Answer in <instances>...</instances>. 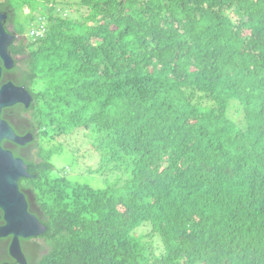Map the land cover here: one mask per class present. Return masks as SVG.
I'll use <instances>...</instances> for the list:
<instances>
[{
    "label": "trees",
    "instance_id": "16d2710c",
    "mask_svg": "<svg viewBox=\"0 0 264 264\" xmlns=\"http://www.w3.org/2000/svg\"><path fill=\"white\" fill-rule=\"evenodd\" d=\"M67 4L85 13L0 5L12 7L32 114L48 147L81 129L102 166L129 177L94 188L45 173L38 264H264V0ZM38 15L46 31L28 38Z\"/></svg>",
    "mask_w": 264,
    "mask_h": 264
},
{
    "label": "flooded vegetation",
    "instance_id": "af4514ba",
    "mask_svg": "<svg viewBox=\"0 0 264 264\" xmlns=\"http://www.w3.org/2000/svg\"><path fill=\"white\" fill-rule=\"evenodd\" d=\"M6 0H0V5ZM10 8V7H9ZM5 9L7 15L4 26L7 32L13 36L8 52L12 65L5 67L4 60L0 56V90L9 88L12 90L13 103L0 106V166L2 169L15 173V183L18 198L14 197L18 210L25 211L32 216L36 230L44 227V231L35 235L24 236L20 234L15 225L11 208L0 197V264H38L42 255L49 247L45 236L47 230L44 215L47 213L42 206V200L37 191L42 184V177L46 174V180L56 179L49 174L53 171H44V154L47 141L44 137V127L41 123L42 114H32L33 92L28 84L27 73L20 63L24 54H13L11 48L19 42V36L13 34L14 22L8 19L11 8ZM2 12V11H1ZM8 87H5V86ZM12 133L18 141L6 135ZM26 173V175L23 173ZM23 173L24 175H20ZM25 204V205H24Z\"/></svg>",
    "mask_w": 264,
    "mask_h": 264
},
{
    "label": "rangeland",
    "instance_id": "374dc122",
    "mask_svg": "<svg viewBox=\"0 0 264 264\" xmlns=\"http://www.w3.org/2000/svg\"><path fill=\"white\" fill-rule=\"evenodd\" d=\"M56 4V10L59 15L67 16L71 19L79 18L85 12L77 11V7L67 2L75 0H53ZM27 8H24V14L19 17L21 21L27 23ZM59 9V10H58ZM43 27H47V20L44 18ZM28 31L26 30L27 33ZM230 116L238 121L240 115L236 108L231 107ZM93 139L83 133L81 129H75L66 134L57 136L51 144L46 146L53 151L50 156V162L54 164L53 173L49 176L59 178L64 174L70 181L87 184L94 188H105L113 186L121 188L129 177L125 169H119L113 163L102 166L98 153L93 146ZM52 172V171H51ZM39 195V191H37ZM40 197V196H39ZM41 198V197H40ZM143 229V225L138 227ZM145 230V229H143Z\"/></svg>",
    "mask_w": 264,
    "mask_h": 264
},
{
    "label": "water",
    "instance_id": "95a60500",
    "mask_svg": "<svg viewBox=\"0 0 264 264\" xmlns=\"http://www.w3.org/2000/svg\"><path fill=\"white\" fill-rule=\"evenodd\" d=\"M6 18L7 15L0 11V56L4 60L5 67L9 68L12 65V60L8 52V46L11 44L13 36L9 34L4 27L3 23ZM5 87L8 86L6 85ZM12 103V90L3 87L0 90V106ZM6 135L9 136V138H13L18 141L17 137L12 133V131L11 135H9V131L7 130ZM23 173L26 175L24 171ZM23 173H21L20 175H24ZM15 175V173L6 171L0 166V197L7 203L9 208H11L15 225L19 228L20 234L28 236L41 233L42 231H44V227L40 228V230H36L32 223L33 217L27 214L25 208H23V211L18 210L15 204L13 196L18 198L17 186L14 179Z\"/></svg>",
    "mask_w": 264,
    "mask_h": 264
},
{
    "label": "clouds",
    "instance_id": "9594fccd",
    "mask_svg": "<svg viewBox=\"0 0 264 264\" xmlns=\"http://www.w3.org/2000/svg\"><path fill=\"white\" fill-rule=\"evenodd\" d=\"M44 18H46V16H40V15L37 16L36 20L28 28L26 37L36 39L44 35L47 28V27H43Z\"/></svg>",
    "mask_w": 264,
    "mask_h": 264
},
{
    "label": "bare ground",
    "instance_id": "6f19581e",
    "mask_svg": "<svg viewBox=\"0 0 264 264\" xmlns=\"http://www.w3.org/2000/svg\"><path fill=\"white\" fill-rule=\"evenodd\" d=\"M14 39V38H13Z\"/></svg>",
    "mask_w": 264,
    "mask_h": 264
}]
</instances>
